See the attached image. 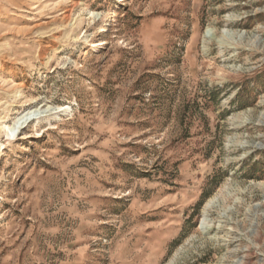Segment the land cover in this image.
Wrapping results in <instances>:
<instances>
[{
	"label": "rangeland",
	"instance_id": "obj_1",
	"mask_svg": "<svg viewBox=\"0 0 264 264\" xmlns=\"http://www.w3.org/2000/svg\"><path fill=\"white\" fill-rule=\"evenodd\" d=\"M0 264H264V0H0Z\"/></svg>",
	"mask_w": 264,
	"mask_h": 264
},
{
	"label": "bare ground",
	"instance_id": "obj_2",
	"mask_svg": "<svg viewBox=\"0 0 264 264\" xmlns=\"http://www.w3.org/2000/svg\"><path fill=\"white\" fill-rule=\"evenodd\" d=\"M31 115H32L31 113H27L24 117L20 118L17 123L22 126L25 125V123H27L30 120ZM7 130H9V128H7Z\"/></svg>",
	"mask_w": 264,
	"mask_h": 264
}]
</instances>
